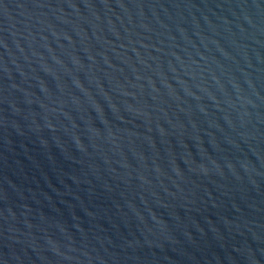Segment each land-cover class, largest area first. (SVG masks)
I'll return each mask as SVG.
<instances>
[{"label":"water","instance_id":"1","mask_svg":"<svg viewBox=\"0 0 264 264\" xmlns=\"http://www.w3.org/2000/svg\"><path fill=\"white\" fill-rule=\"evenodd\" d=\"M0 264H264V0H0Z\"/></svg>","mask_w":264,"mask_h":264}]
</instances>
